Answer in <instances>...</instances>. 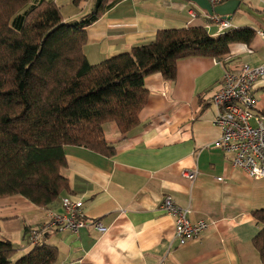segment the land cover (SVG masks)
I'll use <instances>...</instances> for the list:
<instances>
[{"label": "crops", "instance_id": "crops-1", "mask_svg": "<svg viewBox=\"0 0 264 264\" xmlns=\"http://www.w3.org/2000/svg\"><path fill=\"white\" fill-rule=\"evenodd\" d=\"M48 1L60 7L64 22H71L89 13L96 0L79 5ZM194 5L188 0H113L86 27L88 63L149 43L159 29L202 26L218 35L214 22ZM190 11L197 17L191 19ZM228 21L230 28L254 29L253 40L231 44L219 59H178L173 82L160 73L146 76L148 96L138 125L125 135L112 121L102 125L112 155L64 145L67 167L62 173L68 185L54 202L38 207L20 194L0 198V235L16 247L13 256L29 251L30 230L60 212V199L68 195L82 200L87 225L77 233H43L40 243L56 248V264H261L252 239L262 225L251 211L264 208V178L248 177L232 165V154L216 145L221 129L214 123L210 98L226 71L264 62L259 35L264 32V0H241ZM254 95L264 113V77L255 82ZM182 169H196L197 176L188 180ZM218 176L225 181H217ZM167 194L189 209L191 221L209 223L199 237L179 244L173 218L160 208ZM96 222L107 228L101 236Z\"/></svg>", "mask_w": 264, "mask_h": 264}, {"label": "trees", "instance_id": "trees-1", "mask_svg": "<svg viewBox=\"0 0 264 264\" xmlns=\"http://www.w3.org/2000/svg\"><path fill=\"white\" fill-rule=\"evenodd\" d=\"M112 1L96 0L79 20L64 22L53 1L0 0V198L20 194L38 207L51 204L68 185L64 145L112 155L102 125L112 121L122 135L138 125L146 76L173 82L178 59H219L231 44L255 37L251 27L216 36L202 26L159 29L149 43L89 64L86 27ZM251 214L262 225L252 244L264 264V208ZM15 253L0 235V264H56L58 256L45 243L12 260Z\"/></svg>", "mask_w": 264, "mask_h": 264}, {"label": "built area", "instance_id": "built-area-1", "mask_svg": "<svg viewBox=\"0 0 264 264\" xmlns=\"http://www.w3.org/2000/svg\"><path fill=\"white\" fill-rule=\"evenodd\" d=\"M208 1L214 6L225 0ZM205 16L214 22L218 34L230 29L227 19L206 13ZM196 17V12L190 11V18ZM259 35L264 39V32L259 31ZM261 77H264V62L255 66L242 63L236 71H226L223 74L210 98L216 108L214 123L221 129L216 145L225 153L232 154L233 166L254 179L264 178V113L258 108L254 95V84ZM181 176L194 180L197 170L182 169ZM216 180L225 181L222 176L216 177ZM60 207L61 211L52 213L47 222L30 230L29 245L39 244L45 231L68 230L77 233L87 225L81 199L62 196ZM160 208L173 218L179 244L199 237L208 228L209 223L205 219L191 221L187 216L189 209L178 205L169 194L163 197ZM93 225L98 236L107 229L100 222Z\"/></svg>", "mask_w": 264, "mask_h": 264}, {"label": "water", "instance_id": "water-1", "mask_svg": "<svg viewBox=\"0 0 264 264\" xmlns=\"http://www.w3.org/2000/svg\"><path fill=\"white\" fill-rule=\"evenodd\" d=\"M194 3L207 15H219L222 18L230 19L238 9L241 0H226L223 3L212 6L208 0H188Z\"/></svg>", "mask_w": 264, "mask_h": 264}, {"label": "rangeland", "instance_id": "rangeland-1", "mask_svg": "<svg viewBox=\"0 0 264 264\" xmlns=\"http://www.w3.org/2000/svg\"><path fill=\"white\" fill-rule=\"evenodd\" d=\"M194 3H192V5H193ZM195 6V5H194ZM197 7V6H196ZM198 8V10L201 12V13H203V11L199 8V7H197ZM17 258V255H15V256H13L12 257V260H15Z\"/></svg>", "mask_w": 264, "mask_h": 264}]
</instances>
